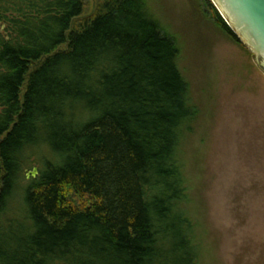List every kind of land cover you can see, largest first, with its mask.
I'll use <instances>...</instances> for the list:
<instances>
[{"label": "trees", "instance_id": "1", "mask_svg": "<svg viewBox=\"0 0 264 264\" xmlns=\"http://www.w3.org/2000/svg\"><path fill=\"white\" fill-rule=\"evenodd\" d=\"M84 10L0 0V264H193L180 150L196 114L178 44L145 0ZM37 154L42 176L23 185Z\"/></svg>", "mask_w": 264, "mask_h": 264}, {"label": "rangeland", "instance_id": "2", "mask_svg": "<svg viewBox=\"0 0 264 264\" xmlns=\"http://www.w3.org/2000/svg\"><path fill=\"white\" fill-rule=\"evenodd\" d=\"M106 1L82 0L77 21L93 17ZM145 1L178 44L196 114L180 150L186 197L179 209L192 263L264 264V71L219 27L205 0ZM7 27L0 22L1 32ZM42 159L37 154L25 164L23 185L40 179Z\"/></svg>", "mask_w": 264, "mask_h": 264}, {"label": "water", "instance_id": "3", "mask_svg": "<svg viewBox=\"0 0 264 264\" xmlns=\"http://www.w3.org/2000/svg\"><path fill=\"white\" fill-rule=\"evenodd\" d=\"M239 41L264 71V0H212ZM37 169L32 174L35 177Z\"/></svg>", "mask_w": 264, "mask_h": 264}]
</instances>
